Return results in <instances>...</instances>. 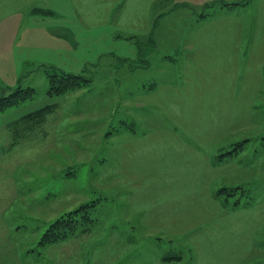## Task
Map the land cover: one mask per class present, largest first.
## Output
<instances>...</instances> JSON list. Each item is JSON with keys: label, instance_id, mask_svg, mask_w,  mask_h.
Wrapping results in <instances>:
<instances>
[{"label": "rangeland", "instance_id": "obj_1", "mask_svg": "<svg viewBox=\"0 0 264 264\" xmlns=\"http://www.w3.org/2000/svg\"><path fill=\"white\" fill-rule=\"evenodd\" d=\"M211 1L214 7L204 8L201 0H161L153 29L156 40L151 46L147 41L148 54L141 67L145 70L141 71L118 58L136 60L135 46L98 33L80 35L74 25L76 40L58 37L55 33L61 21L46 11L36 15L32 8L24 9L0 19V95L3 88L20 85L36 89L0 111V264H155L157 259L159 264L160 257L174 253L183 260L164 262L194 263V232L172 237L144 227L128 206L131 187L121 177L118 164L120 143L130 133L170 125L164 106H152V101L145 105V99L153 95L151 85L158 82H173L180 88L192 62V37L202 14L240 18L245 58L251 52L264 55L263 0H230L241 3L227 6L222 3L229 0ZM35 63L94 74V81L85 88L50 96L47 78ZM46 106L51 108L40 121L24 117ZM262 115L258 126L249 129L246 149L228 158L238 157L248 168L216 183V187L244 183L250 200L246 207L264 203ZM234 147L231 144L228 149ZM85 203L96 205L90 230L57 243L38 244L50 223ZM256 245L247 264H264V230Z\"/></svg>", "mask_w": 264, "mask_h": 264}, {"label": "crops", "instance_id": "obj_2", "mask_svg": "<svg viewBox=\"0 0 264 264\" xmlns=\"http://www.w3.org/2000/svg\"><path fill=\"white\" fill-rule=\"evenodd\" d=\"M160 1L0 0V19L24 9L32 8L36 15L46 11L61 21L55 33L58 37L76 40L77 27L80 35L98 33L107 40L126 41L135 46L132 52L138 57V45L125 37L144 41L153 37L149 46L155 42L152 31ZM210 2L201 0L200 6ZM260 8L264 11V0ZM241 25L234 16L198 19L186 79L180 88L173 82L155 83L153 95L145 99V105L152 101V106H164L170 125L130 133L120 143L118 166L131 187L130 210L149 230L172 237L194 232L193 264H247L264 230V203L230 211L215 194L221 188L216 187L219 180L248 168L238 157L228 160L233 157L227 154L229 146L239 142L233 138L248 139L249 129L263 119L264 109L259 106L264 107V55L251 52L245 58ZM228 42L233 46L227 47ZM146 47L147 43L144 56ZM142 66L136 70H145ZM159 264L167 263L160 257Z\"/></svg>", "mask_w": 264, "mask_h": 264}, {"label": "trees", "instance_id": "obj_3", "mask_svg": "<svg viewBox=\"0 0 264 264\" xmlns=\"http://www.w3.org/2000/svg\"><path fill=\"white\" fill-rule=\"evenodd\" d=\"M223 2L224 3H222V6L233 5V4L236 5L241 3V1L238 2L223 1ZM214 5L215 3L210 2V3H206L203 7L211 8L214 7ZM211 14L204 13L202 14V17L200 19L211 17L212 16ZM157 24H158V18L155 20L153 24V29L156 27ZM125 38L134 40L136 42V44L139 47V55L136 60L118 57L120 59L119 62L122 63L123 65L128 64L130 66L142 65V62L145 61L144 48L147 41H144L137 36H126ZM151 38L150 40H148L149 42L152 41ZM35 66L38 69V71L40 69L43 70V73L46 76L47 81L49 83V88L47 90V93L50 96L64 93V91L67 89L75 90L78 88H85L87 87V85L93 83L94 81V74L92 76H87L86 74H75V73L66 72L65 70H61L54 66H49L46 64H39V63L38 64L35 63ZM94 67L96 68L95 65ZM27 72L28 73L33 72V70ZM28 73L26 75H28ZM33 91L36 92V89L34 87L31 86L23 87L22 85L12 89L3 88L2 91L3 93L2 95H0V111H3L7 107H11L15 105L16 99L24 100L26 96L33 93ZM50 108L51 106H46L36 109V111L34 112L33 111L27 112L24 115V117L30 119H32L33 117L35 119L41 120L45 111H48ZM249 140L250 139L248 138L243 140L242 142L234 143L233 145H236L237 147L230 149L227 152V154L229 153L230 155L235 156L237 153H239L244 143H246ZM215 194L219 199H221L224 206L227 207L229 210H234L243 206L246 207L248 206V204H250V200L248 197L249 195L248 189L243 185H238L234 187L223 186L219 188L217 192H215ZM243 198H245V200H243ZM90 206L91 204L89 205L85 203L76 207L74 210L64 213L62 216L57 217L56 220L50 223L47 229L44 231L38 244L46 245V244L57 243L60 241H64L70 237H73L79 231L80 233L82 232L85 233L88 230H90L92 224L95 223V219H93L91 215L92 214L91 211L96 205L91 206L92 208ZM161 258L163 261H169V262L183 260L181 255L175 253L171 255H166Z\"/></svg>", "mask_w": 264, "mask_h": 264}]
</instances>
